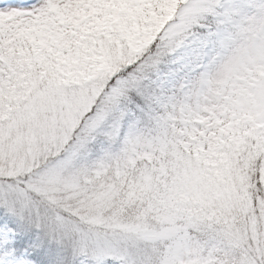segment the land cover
I'll use <instances>...</instances> for the list:
<instances>
[{
	"label": "snow or ice",
	"instance_id": "6c2138e0",
	"mask_svg": "<svg viewBox=\"0 0 264 264\" xmlns=\"http://www.w3.org/2000/svg\"><path fill=\"white\" fill-rule=\"evenodd\" d=\"M0 264H264V0H0Z\"/></svg>",
	"mask_w": 264,
	"mask_h": 264
}]
</instances>
